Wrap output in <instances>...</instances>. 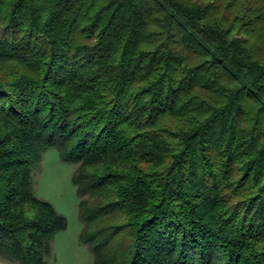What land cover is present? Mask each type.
<instances>
[{"label": "trees", "instance_id": "obj_1", "mask_svg": "<svg viewBox=\"0 0 264 264\" xmlns=\"http://www.w3.org/2000/svg\"><path fill=\"white\" fill-rule=\"evenodd\" d=\"M201 1L0 0V256L67 228L56 149L95 264H264V0Z\"/></svg>", "mask_w": 264, "mask_h": 264}, {"label": "rangeland", "instance_id": "obj_2", "mask_svg": "<svg viewBox=\"0 0 264 264\" xmlns=\"http://www.w3.org/2000/svg\"><path fill=\"white\" fill-rule=\"evenodd\" d=\"M221 12L226 14L227 18H233L230 10L222 8ZM76 169V165L63 162L56 149H50L44 153L33 173L36 196L51 203L67 220V228L58 232L52 241V254L48 264H95L89 246L81 241L83 230L79 207L81 199L72 183ZM0 264L16 263L0 256Z\"/></svg>", "mask_w": 264, "mask_h": 264}]
</instances>
